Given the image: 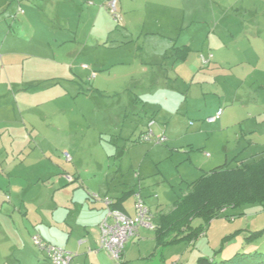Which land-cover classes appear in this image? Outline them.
<instances>
[{
  "label": "rangeland",
  "instance_id": "obj_1",
  "mask_svg": "<svg viewBox=\"0 0 264 264\" xmlns=\"http://www.w3.org/2000/svg\"><path fill=\"white\" fill-rule=\"evenodd\" d=\"M88 1L27 0L16 42L0 58V163L6 155L23 164L21 187L40 195L29 199V210L50 206L49 178L63 180L56 190L70 188L55 205L73 197L86 204L81 186L67 183L79 172L100 194L120 196L140 185L169 213L200 168L257 156L264 148V0H123L128 7L137 2L139 11L126 19L120 10V24L106 0ZM145 20L150 33L140 37ZM209 53L214 59L204 67L200 54ZM218 111L220 119L210 123ZM150 130L154 138L145 141ZM7 181L0 172V206L24 210L21 201H3ZM77 220L68 223L75 228ZM20 228L19 253L8 251L6 264L36 258L37 234ZM60 247L76 253L78 242ZM255 255H264L261 204L227 210L194 244L173 245L154 259L252 264Z\"/></svg>",
  "mask_w": 264,
  "mask_h": 264
},
{
  "label": "crops",
  "instance_id": "obj_2",
  "mask_svg": "<svg viewBox=\"0 0 264 264\" xmlns=\"http://www.w3.org/2000/svg\"><path fill=\"white\" fill-rule=\"evenodd\" d=\"M141 1V0H139ZM173 1V0H171ZM27 0H0V58H4L5 55H9V51L13 48V43L16 42L17 39V32L20 29L19 27L22 25L21 17L22 15H26L25 10H23L22 6ZM89 2H93L89 0ZM133 3V1L131 0ZM107 0L105 2L106 7ZM119 3V10L123 13L124 18H133L135 16V12L139 11L136 3L132 4L131 6H127V3H123V0H118ZM93 5V4H92ZM91 5V6H92ZM162 6V5H161ZM107 8V7H106ZM31 14V13H30ZM141 20H139L140 22ZM131 24H133V20H129ZM146 20L142 26L141 35H149L150 32H146L145 28ZM141 26V23L139 24ZM182 28V26H180ZM180 28V29H181ZM15 29L17 31L15 32ZM146 33V34H145ZM138 35V34H137ZM160 35V34H159ZM166 38V37H164ZM168 40V39H167ZM119 41V40H115ZM174 41L172 38L165 43H172L174 47ZM118 43V42H116ZM120 43V42H119ZM162 45L164 43H161ZM169 44L168 45L169 47ZM170 47V48H172ZM191 47V46H190ZM169 48V54H170ZM185 48H189V44H185ZM141 49H143L141 47ZM162 48H160L161 51ZM165 51V50H164ZM176 55H179L177 51H175ZM165 60L168 59V52L165 51ZM175 59V58H174ZM96 78V77H94ZM156 118L157 116H151ZM151 121H154L153 118ZM264 154V148L256 154L257 156H251L252 158L260 157ZM45 159H48L49 154H43ZM251 158V159H252ZM44 159V160H45ZM68 159V158H67ZM66 159L67 162H69ZM251 159L245 160V162L250 161ZM5 155L3 157L2 162L0 163V172L4 174L7 178V192L3 194V201L9 202L11 199L19 202L21 201L24 205V210L19 207V212L16 211V207H4L0 206V264H6L7 258L9 257L8 251L13 250L14 253H19L17 250V241H15V236L21 235V226L24 231L29 228L30 235L37 234L40 235L45 241L55 244L57 246L65 247L71 245L72 243L78 242V249L76 253H71L73 255L72 263L71 264H161V260L154 259L156 253H159L157 242L155 238V231L151 229H147L141 227L139 230V234L136 238L130 240L127 244L122 259L120 261L113 260L107 251L99 249V241H100V231L99 225L102 219L106 215V205L104 203L105 198H110L114 202L121 199L126 193L133 191L132 194L128 195V198L124 200L121 205L123 212L127 213L130 216H134L135 209V192H141V188L138 186H131V189L128 191H122L120 196H110L109 192H105L104 194H100L97 192L92 191L87 184L81 179V175L78 172L77 175L67 176V183L72 187L81 186L82 188V196L84 197L86 204H82L81 198L80 200H76L73 197L70 204V201H64L62 208L66 209L69 208L70 211L67 215H63L61 211H59L61 206L55 205L58 201L57 195L63 191H67L70 188L62 190H56L55 188L61 183L63 180L53 179L47 180L44 182V188L50 192V189H53L54 193L52 196V201L50 199V206L46 211L40 210V207H34L32 210L27 208V204L29 203V199H39L40 195L38 192H32L31 190H24L21 186L24 183L21 167L23 164L18 163L17 160H10ZM71 160V158H70ZM23 163V162H22ZM215 168L204 169L200 168L198 172L199 179L202 175L209 173L211 170ZM57 180V181H56ZM59 180V182H58ZM194 180V181H196ZM21 182V183H20ZM27 182V181H26ZM20 183V184H19ZM57 185V186H56ZM36 187V186H35ZM34 188V187H33ZM139 189V190H138ZM78 193V192H75ZM98 196L95 198L93 196ZM80 196V197H82ZM143 198L146 204L150 207V209H156L157 213L153 212V223L156 225L158 222V217L162 210V204L156 198H147L143 195ZM59 198H62L60 195ZM133 199L131 205L127 202L128 199ZM178 198V197H177ZM177 200V199H176ZM175 200V201H176ZM173 202V204L175 203ZM76 204V205H73ZM72 205V206H71ZM173 209V206H172ZM17 212V213H16ZM31 215V216H30ZM22 217V218H21ZM73 218H77L76 226L73 228L68 221L73 220ZM18 220L20 223V227H16L15 222ZM20 230V231H19ZM29 236V235H28ZM31 237V236H29ZM171 247V246H169ZM169 247L165 248L168 249ZM73 249V248H71ZM38 250V249H37ZM150 256V257H149ZM7 257V258H6ZM184 257L175 258L171 264H179L180 260ZM14 264H50L46 256L41 253L37 252L36 258L34 261L27 256H23L22 260L18 258H14Z\"/></svg>",
  "mask_w": 264,
  "mask_h": 264
},
{
  "label": "trees",
  "instance_id": "obj_3",
  "mask_svg": "<svg viewBox=\"0 0 264 264\" xmlns=\"http://www.w3.org/2000/svg\"><path fill=\"white\" fill-rule=\"evenodd\" d=\"M185 191L178 196L169 213H161L158 217L154 231L159 252L180 243L194 244L205 234L207 226L229 209L248 204L264 206V154L234 167H217L188 184ZM132 193H126L114 202L113 208L124 211L121 203ZM196 221H199L198 225H194ZM240 257L236 256L235 260ZM259 257V260L256 255L248 258L252 264H264V255ZM232 262L233 259L226 264ZM198 264L215 262L200 258Z\"/></svg>",
  "mask_w": 264,
  "mask_h": 264
},
{
  "label": "built area",
  "instance_id": "obj_4",
  "mask_svg": "<svg viewBox=\"0 0 264 264\" xmlns=\"http://www.w3.org/2000/svg\"><path fill=\"white\" fill-rule=\"evenodd\" d=\"M89 4H93L89 2ZM107 10L114 17L115 21L120 24L122 17L119 10L118 0H107ZM214 59L212 53L207 55L200 54V60L204 67H209ZM87 68V66H84ZM96 77V73H93L92 78ZM222 115V111H218L217 114L209 119L210 123H216ZM154 125V121H151L149 127ZM154 138L153 132L150 130L148 134L144 136L145 141H150ZM158 143H164L166 138L164 135L157 136ZM70 160V157H68ZM135 214L130 216L127 213L114 209V201L110 198H105L104 203L106 205V215L100 222V244L99 249L108 252L110 257L115 261H120L124 254L125 248L129 241L136 237L141 227L154 230L153 213L150 207L146 204L142 193L135 192ZM98 198V196H93ZM33 244L39 252L43 253L50 264H71L73 255L67 252L65 249L45 241L40 235H34L32 238Z\"/></svg>",
  "mask_w": 264,
  "mask_h": 264
}]
</instances>
